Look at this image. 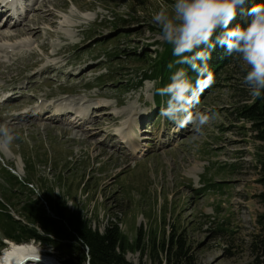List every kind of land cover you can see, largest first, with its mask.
<instances>
[{
    "label": "rangeland",
    "instance_id": "rangeland-1",
    "mask_svg": "<svg viewBox=\"0 0 264 264\" xmlns=\"http://www.w3.org/2000/svg\"><path fill=\"white\" fill-rule=\"evenodd\" d=\"M44 1L51 2L47 8L54 24L42 25L38 40H0V63L17 64L9 72L0 67V92L27 87L26 93L20 91L24 95L0 108V125L15 136L11 144L0 142V201L14 205V193L29 197L16 182L23 181L32 187L33 199L52 190L63 195L67 208L80 212L99 232L112 222L130 242L139 228L159 241L174 228L185 232L195 248L196 264H249L248 246L264 213L257 198L263 191L257 183L261 143L249 123L229 117L232 106L253 100L243 82L246 65L235 56L217 87L201 94L193 111L210 119L200 134L191 125L175 133L173 123L166 128L156 120L160 112L152 97L157 80L143 76L164 43L152 16L160 8L170 9L174 0H25L29 7L22 20ZM122 25L127 28L116 29ZM128 53L136 55L133 59L146 57V62L134 63L124 57ZM57 63L83 73L57 80L32 77ZM44 97L84 104L86 110L97 107L94 111H103L95 115L101 125L89 132L79 121V128L87 131L82 133L67 121L20 115L23 110L31 114V103ZM43 106L40 112L47 110ZM120 112L124 116L116 124L105 118ZM87 133L96 136L90 140ZM107 133H120L128 142H113ZM17 209H10L13 217ZM22 244H32L57 262L66 259L54 248ZM126 258L132 264H150L147 254L128 253ZM159 258L164 262L163 254Z\"/></svg>",
    "mask_w": 264,
    "mask_h": 264
},
{
    "label": "trees",
    "instance_id": "trees-1",
    "mask_svg": "<svg viewBox=\"0 0 264 264\" xmlns=\"http://www.w3.org/2000/svg\"><path fill=\"white\" fill-rule=\"evenodd\" d=\"M256 2L259 0H249V4L245 7H251ZM246 19L245 14L238 12L233 23L243 24ZM124 57L134 63L146 62V57L133 59L136 57L134 53H128ZM234 57L235 55H228L226 49L221 47L211 51L208 66L214 75L215 82L206 89L211 90L217 87L222 71L232 63ZM175 59L176 57L172 55V46L165 42L158 58L152 61L154 76L161 78V87L169 82L171 72L175 69L170 70L168 65ZM177 67H184L188 75L195 79L196 74L187 65H177ZM200 101L196 105H200ZM229 111V117L233 120H241L245 125L249 123L250 130L255 133L254 139L261 143L257 152L259 166L257 183L263 191L257 198L264 205V96L253 98L250 104L232 106ZM16 182L20 190L29 193V197L20 198L14 193V198L12 197L16 200L14 205L12 202L10 205L0 202L2 235L0 247L4 245L2 240L15 244L35 242L44 248L51 247L65 254L66 259L59 262L60 264H132L126 260V255L137 252L142 258L145 254L149 255L150 264H196L195 248L189 242L185 232L178 233L172 228L168 236L163 235L159 241H156L154 236L151 238L152 232L146 235L139 228L135 240L130 242L118 225L112 222L107 224L102 232L92 229L91 222L80 212L70 211L67 208L63 195L60 193L55 194L52 190L33 199L31 196L34 192L28 186L29 183L17 180ZM20 190L17 192L20 193ZM16 206L18 209L14 212L18 220L14 219L8 210ZM256 223L259 233L248 246L252 258L249 264H264V213L258 216ZM160 254H163L164 262L160 260Z\"/></svg>",
    "mask_w": 264,
    "mask_h": 264
},
{
    "label": "clouds",
    "instance_id": "clouds-1",
    "mask_svg": "<svg viewBox=\"0 0 264 264\" xmlns=\"http://www.w3.org/2000/svg\"><path fill=\"white\" fill-rule=\"evenodd\" d=\"M249 0H174L171 8H160L153 16L162 39L172 46L176 57L168 65L169 82L156 88V94L167 97L160 115L172 122L176 130L193 126L200 134L210 116L194 112L204 90L215 78L209 69L208 60L216 47L226 49L228 55L237 56L246 72L243 82L251 96H264V0L245 7ZM246 15V21L233 23L237 15ZM187 65L196 74L188 75ZM15 139L12 130L0 125V142L11 144Z\"/></svg>",
    "mask_w": 264,
    "mask_h": 264
},
{
    "label": "bare ground",
    "instance_id": "bare-ground-1",
    "mask_svg": "<svg viewBox=\"0 0 264 264\" xmlns=\"http://www.w3.org/2000/svg\"><path fill=\"white\" fill-rule=\"evenodd\" d=\"M49 3L51 4L50 1H47V2L44 1V3L39 4L32 11L33 15H31V17L27 18L25 21L19 20V18L16 20L14 19L5 20L1 25L2 27H0V40H6L9 42H13V41L25 38L27 36H31L34 39L38 40L37 35L39 33V30L42 29L43 27L42 25L44 24L53 25L54 24L53 22L49 21V19H52L54 17L53 12L47 8L48 7L47 5ZM42 47L45 48V46H42ZM29 55L35 56L33 51H30ZM52 56H54V54ZM21 57L22 56L19 57V60H22ZM16 65L17 64L7 65V64L0 63V67L4 68L7 72L11 71ZM53 66H55V64ZM40 108L42 109V107ZM93 114L96 115L97 117L102 116L103 111L100 110L99 112H96L93 110ZM123 116H124V113L120 112L114 117H105V118L107 121L114 122L115 120L117 121L120 120ZM70 117H73V116H70ZM79 121L80 120H76L75 118L73 122L74 125H77ZM100 122H101L100 118H96L93 120L92 124L93 126H96ZM114 124L116 123L114 122ZM79 126L80 125H78L77 128H79ZM95 136L96 135H94L93 133L86 134V137H88L90 140H93V137ZM8 250H6V252L2 256V259H0V264H19L18 261L22 260V258H25V257H29L31 260V263L56 264L55 262H57L53 258L47 257L39 253L32 244H16V245L14 244L12 246L10 245Z\"/></svg>",
    "mask_w": 264,
    "mask_h": 264
},
{
    "label": "water",
    "instance_id": "water-1",
    "mask_svg": "<svg viewBox=\"0 0 264 264\" xmlns=\"http://www.w3.org/2000/svg\"><path fill=\"white\" fill-rule=\"evenodd\" d=\"M127 259V258H126ZM57 264H59V263H57Z\"/></svg>",
    "mask_w": 264,
    "mask_h": 264
}]
</instances>
